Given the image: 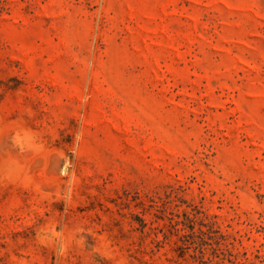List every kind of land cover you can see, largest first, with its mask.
I'll use <instances>...</instances> for the list:
<instances>
[{
    "label": "rangeland",
    "instance_id": "374dc122",
    "mask_svg": "<svg viewBox=\"0 0 264 264\" xmlns=\"http://www.w3.org/2000/svg\"><path fill=\"white\" fill-rule=\"evenodd\" d=\"M0 264H264V0H0Z\"/></svg>",
    "mask_w": 264,
    "mask_h": 264
},
{
    "label": "trees",
    "instance_id": "16d2710c",
    "mask_svg": "<svg viewBox=\"0 0 264 264\" xmlns=\"http://www.w3.org/2000/svg\"><path fill=\"white\" fill-rule=\"evenodd\" d=\"M183 224V228L179 229L184 231L181 235V241L183 245L181 246L183 251L186 252L187 250L193 248L196 252L199 251L200 253H203V247L206 243L205 236L208 235L209 231L204 230L202 227L196 230V222L195 219H189V223L187 222H181ZM180 222L178 221L177 225H179ZM207 226V225H206ZM209 230H211L209 228Z\"/></svg>",
    "mask_w": 264,
    "mask_h": 264
}]
</instances>
